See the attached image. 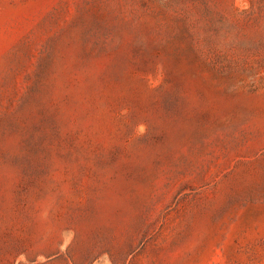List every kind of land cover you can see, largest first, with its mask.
<instances>
[{"label":"rangeland","instance_id":"1","mask_svg":"<svg viewBox=\"0 0 264 264\" xmlns=\"http://www.w3.org/2000/svg\"><path fill=\"white\" fill-rule=\"evenodd\" d=\"M0 264H264V0H0Z\"/></svg>","mask_w":264,"mask_h":264}]
</instances>
